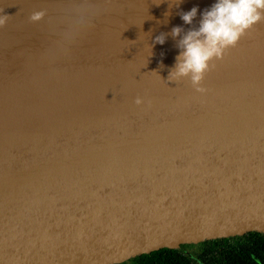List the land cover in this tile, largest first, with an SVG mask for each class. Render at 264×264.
<instances>
[{"label": "water", "instance_id": "95a60500", "mask_svg": "<svg viewBox=\"0 0 264 264\" xmlns=\"http://www.w3.org/2000/svg\"><path fill=\"white\" fill-rule=\"evenodd\" d=\"M213 2L0 0V264L264 234V17L172 75Z\"/></svg>", "mask_w": 264, "mask_h": 264}, {"label": "clouds", "instance_id": "9594fccd", "mask_svg": "<svg viewBox=\"0 0 264 264\" xmlns=\"http://www.w3.org/2000/svg\"><path fill=\"white\" fill-rule=\"evenodd\" d=\"M197 8L193 6L180 14L184 24H190L196 16ZM41 12L34 13L30 19L38 20ZM264 17V0H214L201 11L198 27L189 29L178 41L181 49L176 57L175 71L172 75L191 73V79L196 82L201 73L208 67L212 57L219 58L225 47L232 46L239 37L253 24ZM5 17L0 16V26ZM180 33V27L174 26L171 34L175 37ZM157 43H163V37L155 38ZM254 264H261L255 260Z\"/></svg>", "mask_w": 264, "mask_h": 264}, {"label": "flooded vegetation", "instance_id": "af4514ba", "mask_svg": "<svg viewBox=\"0 0 264 264\" xmlns=\"http://www.w3.org/2000/svg\"><path fill=\"white\" fill-rule=\"evenodd\" d=\"M171 251L180 264H264V234L223 238L194 245L180 250H162L128 260L120 264H154L153 257Z\"/></svg>", "mask_w": 264, "mask_h": 264}, {"label": "trees", "instance_id": "16d2710c", "mask_svg": "<svg viewBox=\"0 0 264 264\" xmlns=\"http://www.w3.org/2000/svg\"><path fill=\"white\" fill-rule=\"evenodd\" d=\"M172 254L174 253H171V251H166L156 254L152 259L154 264H180Z\"/></svg>", "mask_w": 264, "mask_h": 264}]
</instances>
